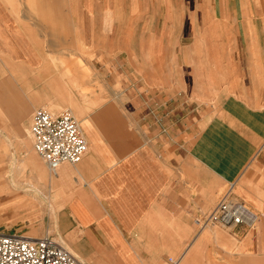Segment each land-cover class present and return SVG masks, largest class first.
Returning a JSON list of instances; mask_svg holds the SVG:
<instances>
[{
    "label": "crops",
    "instance_id": "crops-1",
    "mask_svg": "<svg viewBox=\"0 0 264 264\" xmlns=\"http://www.w3.org/2000/svg\"><path fill=\"white\" fill-rule=\"evenodd\" d=\"M40 104L72 106L89 142L56 173L85 264H264V177L253 225L202 223L264 170V0H0V127L21 137ZM6 180L0 215L23 217L40 198Z\"/></svg>",
    "mask_w": 264,
    "mask_h": 264
},
{
    "label": "rangeland",
    "instance_id": "rangeland-1",
    "mask_svg": "<svg viewBox=\"0 0 264 264\" xmlns=\"http://www.w3.org/2000/svg\"><path fill=\"white\" fill-rule=\"evenodd\" d=\"M154 75L157 76L158 73H154ZM219 89L220 90L215 88L214 93L208 96H198V103L203 106L198 112L199 126H202L204 122L210 120V118L214 116V113L219 110L222 92L221 88ZM40 108L47 109L54 114H59L66 109H72L71 111L74 115L76 113L72 106L69 105L61 107L40 104L32 112L31 125L25 130L21 137L12 135L11 131L9 132L10 134H8L7 129L5 130L4 127H0L4 128L0 129V174L7 179L6 182L9 186L18 189L19 195L24 196L26 193H30L36 195L41 200H36L32 206L28 205L25 209L26 211L24 210L23 217L15 219L16 213L13 210H10L8 215L4 217L0 215V231L3 230V226H7L8 228L26 227L28 231L23 233L40 237L39 230H42L44 232L42 233L43 236L47 233L53 235L58 241L63 243L67 249L83 261L78 254V249L74 246V244H77L78 238L71 237L70 234H62L60 231V229L67 228L69 225L68 220L62 217V210L65 204L63 186L56 178V173H53L49 169L34 147L31 127L34 113ZM4 132H6L7 135H4ZM16 139L17 142L15 143ZM26 144H30V149L38 156L40 162L44 165L45 177H42L39 172L32 169L27 155L29 149L26 148ZM51 176L54 178L53 180L50 179ZM261 177L263 179L264 170H261V167L258 166L254 160L248 165L238 179L236 188H234V183L230 184L223 196L228 191L232 190L236 197L244 199V202L255 211L253 207L254 197L255 194L258 192L260 193V186L262 184V182H260ZM218 202H216V204Z\"/></svg>",
    "mask_w": 264,
    "mask_h": 264
},
{
    "label": "built area",
    "instance_id": "built-area-1",
    "mask_svg": "<svg viewBox=\"0 0 264 264\" xmlns=\"http://www.w3.org/2000/svg\"><path fill=\"white\" fill-rule=\"evenodd\" d=\"M31 133L37 153L53 173L64 163L81 162L89 151V142L80 121L70 110L54 114L37 109ZM257 214L228 191L206 214L202 223L223 227L253 225ZM175 263V259H171ZM0 264H85L53 235L32 237L22 232L0 231Z\"/></svg>",
    "mask_w": 264,
    "mask_h": 264
},
{
    "label": "bare ground",
    "instance_id": "bare-ground-1",
    "mask_svg": "<svg viewBox=\"0 0 264 264\" xmlns=\"http://www.w3.org/2000/svg\"><path fill=\"white\" fill-rule=\"evenodd\" d=\"M76 114H77V115H76ZM75 115H76V116L78 117V119L81 121V119H80V117H79V115H78V113H77V112L75 113Z\"/></svg>",
    "mask_w": 264,
    "mask_h": 264
}]
</instances>
